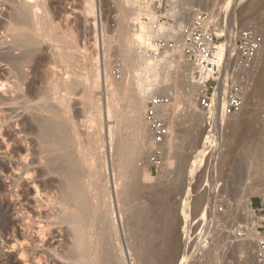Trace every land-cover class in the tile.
I'll list each match as a JSON object with an SVG mask.
<instances>
[{
	"label": "bare ground",
	"instance_id": "obj_1",
	"mask_svg": "<svg viewBox=\"0 0 264 264\" xmlns=\"http://www.w3.org/2000/svg\"><path fill=\"white\" fill-rule=\"evenodd\" d=\"M123 1L124 4L134 7L132 9L131 21L133 26L131 27L130 41L125 42V37L122 33V40L124 41L122 50L125 52L124 62L131 76L128 83L123 82L121 85H118L111 81L110 77L106 75V93L104 92L102 96L101 93L98 92L100 83L96 80L93 81L91 72L90 74L80 75L75 71V68L80 64V61L76 58L77 55L75 51L77 49L75 46L77 34L76 26L74 27L75 23L73 25L70 19L71 17L68 14L70 12L67 13L60 9L61 7L58 6L59 2L57 0H54L55 3L53 0L51 1L54 4H47L48 1L46 2L44 0H3L1 3L3 7L0 11V33L2 32L3 36H1L3 38L0 37L2 41H0V63L6 64L7 67L9 66L8 69L10 73L8 72V75H12L11 79L13 78L15 82L10 84V79L7 83H5L6 80L0 83V88L2 89L0 94L4 95V99L1 97L0 103L3 104H1L0 107L4 105L5 102L7 103V101H10V106L14 111L15 108H19V106L21 110L18 109V113L17 110L13 112L12 114H15V117L11 115V119L10 117H6L7 121L6 123L3 122L5 124L0 127V132H2L3 127L6 131H11L13 127L16 126V129L12 130L16 135V140L14 139L15 144H26L27 150L28 148L35 150L34 154H32L31 163L27 162L28 159L22 161L26 164L23 168L21 167L20 170L24 171L26 175H30V168L37 165L42 168L44 173L41 175L40 172V177L48 178L52 176L57 178L56 181H49V179H46V182L43 184L44 193H40L36 190L38 198L35 199V205L32 208L35 213L26 208L25 225L23 226H25L28 231H33L38 235V241L36 242H28L27 240V246H30L33 250L31 252L26 250L23 252L24 257L27 260L29 259V261H26V264H31L33 261L36 264H126L123 254L124 247H122L121 242L119 221L116 215L117 211L113 204V194L115 192V196L117 195L116 199H118L120 213L123 208L124 210L122 212H129L131 210L130 204L126 207H130L128 208L130 210H125L126 208L125 206L123 207L122 200L125 198L127 199L129 196L134 197L138 195V188L142 186L141 181L143 176L141 177V174H139L140 167L138 163L140 160L138 157L141 151L144 150L149 163L151 151L156 148L145 120L147 105L155 98H159L162 95H170L172 88V86L168 85L164 87L161 86L163 84H168L169 80L168 77L163 80L161 79V70L165 66V59L160 58L159 55L156 56L153 54V52L157 50L155 43L152 41L154 37L162 35L168 37V39L175 43L174 49H167L166 57L174 52L179 55V64L184 62L183 65H180L182 66L180 69L185 68L184 72H188V78H186L189 79V84H193L191 85L193 86V90L186 95V100L188 104L192 106L191 108H193V111L195 110V112H197L198 110L200 115L201 113L202 115L206 113L198 104V92L200 87L195 81V69L193 65L184 58L181 49L182 28L194 19L198 11H193L190 16L181 12L179 9L180 0H167L165 14H159L156 10L152 9V3L158 1L159 4L162 5L163 0ZM263 1L228 0V14L231 13L229 21L230 27L232 29L235 28L237 25L234 24L236 18L239 20L238 18L242 17L243 22L246 23L247 20L244 21L246 13L253 11L260 3H263ZM85 4L87 6V9L85 8V13L91 15L94 11V2H92V0H85ZM161 16L168 17L171 23L167 26L164 22H160V25L158 24L159 27L156 28L155 24L158 23ZM60 19H64V24L61 23L62 20ZM187 19H189L190 22H187ZM248 20L250 21V19ZM240 24H242V22ZM246 25L243 24L245 27ZM243 30H241V32ZM218 31H221V29H218ZM235 32V30L230 29L225 34L223 32L219 34L220 36H224L226 41L222 43V47H225L226 50V58L218 87L213 96L212 107L209 111L214 108L215 104L221 105L223 102L226 104L225 98L227 99L232 87L229 88L227 94L228 77L226 71L228 70L229 64L230 66L232 64V67L233 65L235 66L236 62H234V60L236 61L238 57L236 43L241 32ZM44 45H47L51 51L49 53L51 57L49 56L50 58L48 59L47 57L41 58L42 55H45L43 50L45 48H42ZM263 49L264 45L262 50ZM262 50L258 56L263 54ZM14 52H19V55L16 53L17 56H15ZM39 54L40 58L36 59ZM171 58L173 59V57ZM183 58L185 60H183ZM256 60L253 63L255 65H253L254 67H258L256 65H258L259 62L257 63ZM181 61L183 62L181 63ZM174 62L175 60L171 61V63ZM32 63H36L38 69H41L42 80L44 81V86H46L44 89L43 86H40V88H33L32 84L27 88V91L24 89L25 82L29 79V75H31L29 74V69ZM189 64L192 66V69H190L191 66ZM94 72V75H96V69ZM8 95L9 98H6ZM80 95L82 96L80 98V104L84 106L83 111L92 114V117L90 115L92 118L91 124L95 122L96 125H98L97 122H99L98 126L94 124L96 130L93 128L94 126L90 124L93 126L92 129L97 132L95 133L93 132L94 130H88L92 131V133L89 132V134H87L85 145L89 146L91 149L89 151L95 154L100 160H103V167L105 168V177H103V180L102 174H100L101 172L94 170L92 164V160L94 161V159H90L87 156L86 150L82 147V141L78 138L80 135L77 130L78 114L75 111V99L78 96L80 97ZM121 96H126L127 100H129L130 106L128 104L129 110L127 109V112L120 107L119 100ZM16 103H18L19 106L16 105ZM251 103L252 102H250L249 105H251ZM172 108L173 104L170 101L168 104H163L158 108L160 117L168 121V136L164 139L162 144L157 146L164 152L163 165H166L165 168L162 165L158 170L159 177L157 178L161 179L164 178V176H160L163 168L165 172L171 173V160L177 155L176 151L178 150H176V148L179 149L180 147L177 141L181 139L182 146H184V142L187 141L185 146L188 150L194 143V138L197 136L195 132L198 127L196 126L197 128H195L194 125H192L193 127H187L185 130L183 129L184 131L182 130L181 133L184 134L179 135V132H177L173 126L174 116L172 114L173 112H171ZM224 108L221 112V118L223 120L228 119L231 125L235 127L236 125L238 127L239 123L242 124H239L242 128L245 124L249 125L245 122V115L248 109L247 98L243 111L238 115L228 117L224 113ZM191 114L192 113H190V116ZM190 116L188 115V119L186 118L187 123L191 122L190 119L193 118ZM14 119H16V121H14ZM126 121L130 122V128L133 129L134 134L133 145L129 148L123 144V132L121 131V128L122 130L124 129L123 126H125L124 124H126ZM247 127L248 126H246V128ZM0 135L3 134L0 133ZM3 136L5 137L6 135ZM201 144L202 146L205 145L202 141ZM108 150H111L112 158H116L115 160L119 169L124 171L125 169L132 170L131 186L126 185L123 181V172H119V175H114V183L112 187L110 186L111 179L108 174L109 170L106 166ZM252 157L255 159H252V162L248 163L247 161ZM183 168L181 167L179 169L180 176L183 174L182 171H185V168ZM173 169L176 168H172V170ZM178 173L179 172H177V174ZM229 175V180L227 179L228 184H234L236 188L238 187L237 189H240L239 193L241 194L240 196H242L241 198L245 200L244 202L242 200L245 214L236 210L231 216L233 218L232 222L234 221V223H236L246 219V236L247 239L253 243L254 247L252 248H254V251L256 250L255 257L258 261L256 264H264L259 258V253H262L260 243L264 240V236L260 235L256 230L262 218L258 217L251 207V197L253 194L256 193L264 196V141H258L256 139L249 141L245 145L239 159H237L236 166L233 168L231 176ZM180 176H178L180 179H184ZM222 176L221 174V177ZM180 179L179 181H181ZM121 181H123L122 185L120 183ZM182 182L179 186L182 185ZM228 184L225 185L228 186ZM162 185V182H158V185L154 186L156 187V192L153 201V215L148 214L145 208L141 209L142 207L140 208L141 205L139 206L138 203L136 204L139 208L136 209L135 207L133 211H130L131 214H128L131 215L129 223H124L123 219L125 217L127 218V216L122 217L121 215L124 233L129 234L126 236H130L128 241H131L130 246L132 245L133 248H136V258L138 257L137 259L141 264H177L179 260L182 262V260L185 259L187 248L184 244H181L184 239H180V243L177 239V242H175L171 235L174 234L172 230L175 223L178 222L176 219L179 220V217L176 218V214L178 213L179 215L181 213L183 217L185 216L184 228L186 227L185 229L188 230L187 226L190 225L188 223L191 217L190 204L193 201L189 202L191 200L190 196V198L181 196L186 200L184 204H182V207H177L175 209L173 198H169L173 197V195H170V190L158 188ZM198 186L200 185L198 184ZM243 187L245 188L241 189ZM236 188L234 189L237 192L238 190ZM180 189L179 191H181ZM200 190L201 189H199V191ZM179 191L174 193L175 196ZM195 193L194 195L196 196ZM122 194H126L124 199L121 197ZM198 198L199 197L196 199L195 197L196 200H198ZM134 200L137 201V198ZM134 200L132 201L133 203L135 202ZM124 203V205L127 204L126 202ZM133 203L131 205H133ZM174 203L176 204L175 201ZM134 206L135 205L132 207ZM191 207V210L195 212L200 205L196 209H193V206ZM201 207L203 208V206ZM199 211H196L197 214ZM126 221H128V219ZM181 221L179 220V222ZM178 224L177 231L179 230ZM9 225L11 226L12 223L8 225L4 224L5 227L1 228L7 231L9 230ZM177 234L179 233L177 232ZM233 234L238 236L235 232ZM195 235L192 236L194 237ZM177 238L179 239V237Z\"/></svg>",
	"mask_w": 264,
	"mask_h": 264
},
{
	"label": "rangeland",
	"instance_id": "obj_2",
	"mask_svg": "<svg viewBox=\"0 0 264 264\" xmlns=\"http://www.w3.org/2000/svg\"><path fill=\"white\" fill-rule=\"evenodd\" d=\"M44 1L46 2L48 1L47 4L55 3L54 0H53L54 3L51 2L52 0H44ZM57 1L59 2L58 6L61 7L60 9L64 10L67 13L70 12L68 13L71 17L70 19L73 25L75 23L74 27L76 26L77 34H76V45L75 46L77 49L75 51L77 55L76 58H78V60L80 61V64H78V66L75 68L76 73L81 75V74H90L91 72L93 81L96 80L98 83H100V85L98 84L100 86V89L98 88V92L101 93V96L104 94V92L106 93V80H105L106 75H108L110 77V80L113 81L115 84L121 85L123 82L128 83L131 74L130 72L127 71L126 65L124 62L125 52L122 50V44L124 42L122 40V33L124 34L125 42L130 41L131 30H132L131 27L133 26V23L131 21L132 9L134 7H132L131 5L124 4L123 0H92V2H94L93 4L94 11L90 15V14L85 13L87 9L85 0H57ZM227 1L228 0H220L218 3L212 4L211 2H207V0H205V2H203L202 0H180L179 9L181 10V12L189 16L190 14H192L193 11H199V10H205V9L211 10L217 17L218 24H219L217 26V30L221 29V31H217L219 34L220 32L221 33L223 32L225 34L230 29L235 30L236 31L235 33H239L244 28L254 27V28H257V30L263 33L264 35V1L263 0H258L260 2L263 1V3L259 4L263 7L258 5L257 7L259 8L256 7L257 9L255 8L250 13H246V16L244 14L245 17L242 15L244 17V21L247 20L246 23L243 22L242 17L238 18L239 20H237L236 18V21L234 24L235 25L237 24V25L233 29L229 25L231 13L228 14L229 8L227 7L228 5ZM2 2L3 0L2 1L0 0V11L2 10V7H3L1 6L3 5L1 4ZM166 3L167 1L164 3L163 9L160 10L162 5L159 4L158 1H156L152 3V9L156 10L159 14H165L166 9H167ZM165 18L167 19V21H165L164 23L168 26L171 23V21L169 20L168 17L165 16ZM248 19H250V21ZM60 20H62L61 23L64 24L63 23L64 19H60ZM188 20L189 19H187L186 21L190 22V20L189 21ZM241 22L242 24H240ZM243 24L245 25L247 24L246 27L243 26ZM78 30H80L81 33ZM1 35L3 36L2 32L0 33V37H2ZM224 42H226L225 39L222 40V43ZM42 48H45L43 50L46 56L42 55L41 58H46V57L47 59L50 58L51 56L49 53L51 51L49 47L47 45H44ZM14 53L13 54L15 56H17L16 53H18L19 55V52H14ZM166 53L167 51L162 53L160 56V58L165 59V66L161 70V79L163 80L168 77L169 82L168 84H163L161 86L164 87L168 85V86H172V88H171L170 95L167 94V95H162V96L160 95V96L169 98V101L173 104V108L171 109V112H173L172 114L174 116L173 126L175 130L179 132V135L184 134V133H181L183 129L185 130L187 127L189 126L191 127L192 125H194L195 128L198 127L195 132L197 136L194 138V143L188 150L185 146L187 144V141L184 142V146H182L181 144L182 142L181 139L177 141L180 147L179 149L176 148V150H178L179 152L175 150L177 152V155L171 160L172 162V164L170 165L171 173L165 172L164 168L166 165L165 166L163 165L164 168L160 173V176H164V178L162 179L157 178L159 177V174H158L159 172L154 167L151 166V159L148 163L147 157L145 155V151L142 150L138 157V159L140 160V162L138 163L139 164L138 166L140 167L139 174H141V177L143 176L142 181H141L142 186L138 188V191H137L138 195L134 197L129 196L126 199L125 198L126 194H122L123 196L121 195L122 199L125 198L124 200L121 199L123 207L125 206L126 208L130 204L129 206L131 208L130 207L128 208H130L131 210L128 208H126L125 210L133 211L135 207L137 209L139 208L138 205L139 206L141 205L140 206V208L142 207L141 209L145 208L148 214L153 215V212H152L153 201L155 199V192H156V187L154 186H157L158 182L163 183V185L158 188H164V189L166 188V190H170V195H173V197H169V198H173V205L175 209L177 207L183 206L182 204H184V201L186 200L184 198H187L190 196L191 200L189 199L190 200L189 202L191 201L194 202L197 199V197H199L198 200L195 201L196 203L191 202L192 205L190 204V211H191L190 214H191V217L192 216L193 217L192 219L190 217L191 220L189 219L188 224L190 225L187 226L188 230L185 229L186 227L184 228V225H185L184 217L185 216L183 217L181 213H180L181 217L179 213L176 214V218L179 217V220L180 221L182 220L183 223L182 221L179 222V220L176 219L180 225L178 224V222L175 223L176 227L174 226L172 230V233L174 234H172L171 236L173 240H175V242L179 240V243L181 242L180 239L182 240L184 239L181 242V244H184V246L187 248L186 255L184 257L185 259H183L184 261L182 260L181 262L179 260L177 264H256L258 261L255 257L256 250L254 251V248H252L254 247L253 243L247 239V236L245 235L240 236L241 234L240 231L246 230V223H247L246 219H243V220H240L239 222L234 223V221L232 222L233 218L231 217L232 214L236 210H238V212L242 214H245L244 208H243L244 207L243 202L245 200L241 198L242 196H240L241 195L239 193L240 189H237L238 187L236 188L234 184L232 185L228 184L227 179H228L229 174H230L229 176H231L232 170L236 166L237 159H239L240 155L242 154L243 149L245 148V145L253 139H256L258 141H264V131H263V128H264V49L262 50L263 54H261L260 56H257L258 58H256L257 60H259V61L256 60L257 63L259 62L258 65H256L258 67H254L255 65L253 64L254 66L252 65L249 70H246L245 72L240 73V72H236L234 65L232 67V64L231 66L229 64L228 70L226 71V74L228 77L226 93L228 94L229 88L233 86L235 83H238V84L241 83L244 89V93H245V100L247 98L248 109L245 115L246 117L245 122L248 123L249 125L245 124L243 126V128L245 127L244 129L242 128V126H240L242 125L240 123H239L240 125L238 124V127L237 125L235 127L231 125V122L228 119L223 120L221 118V112L223 111L225 102H223V104L221 105L215 104L214 108L211 111L203 113V115L201 113L202 116L200 115L198 110L197 112H195V110L193 111V108H191L192 106H190L186 100L187 99L186 95L190 91L193 90V86H191L193 84H189L188 82L189 79H187L188 72L187 73L184 72L185 68L180 69V67H182L180 65H183L184 62L181 61V63L182 62L183 63L179 64L180 62L179 55L177 53L174 52L173 54H170L167 57H166L167 55ZM171 57H173V59ZM38 58H40V54L38 55L36 59ZM172 60H175V62L171 63ZM183 60L185 59L183 58ZM234 62L236 61L234 60ZM8 68L9 66L7 67L6 64L0 63V80H1L0 83L4 82L5 80H6L5 83H7L11 79L12 75H8L10 73V70ZM30 69H29L30 71L29 74L31 75H29V79H27V81L25 82L26 86L24 85L25 87L24 89H26L27 91V88H29L31 84L33 88H40V86H43V89H44L46 86H44L45 84H44V81L42 80L41 69H38V65H36V63H32ZM95 69L97 73L96 75H94ZM190 69H192V66L190 67ZM96 76L99 81L97 80ZM11 81H10V84L15 82L13 78L11 79ZM1 91L2 89L0 88V92ZM3 96L4 95L0 94V102L2 98L4 99ZM81 97L82 96L80 95V97L79 96L77 97L78 99L77 98L75 99L76 100L75 101V111L78 114L77 130L80 135V137L78 138L82 141V147L84 150H86L87 156L90 159H94V161L92 160L94 170L101 172L100 174H102V180H103V177H105V174H104L105 168L103 167V160L102 159L100 160L95 154L89 151L91 149L89 148V146L85 145L86 144L85 141L87 139L86 137L88 136L87 134H89V132L92 133V131H88V130H94V129L96 130V127L94 126V124L96 125V123L94 122L93 124H91L92 114H90V112L86 113V111L85 112L83 111L84 106L80 104ZM6 98H9V95ZM6 98L5 100L7 101ZM250 102H252L251 105H249ZM5 103L4 105L0 107V110H1L0 127L6 123L7 121L6 117L9 118L11 115H13L12 117H15L14 116L15 114H12V113L16 112V110L18 113L19 111L18 109H20V106L18 103H16V105H18L19 108L16 107L17 109L15 108V111L10 106L11 105L10 101H7L6 103L7 105ZM119 103H120V107L125 112L129 110L128 108L130 104L126 96H121ZM1 104L3 103H0V105ZM181 112L183 114V117H182ZM190 113L192 114L194 113L193 115L191 114V116L194 119L190 116ZM188 115L193 120L190 119L191 122L187 123L186 121L188 119L187 118ZM12 117H10V119ZM14 121H16V119H14ZM165 121H166V124H168V121L166 119ZM97 123L99 125V122ZM90 124L93 125L94 127L91 126ZM124 125H125L123 126L124 129L122 130L121 128V131L123 132V133L121 132L123 134L122 135L123 144H125V146L129 148L130 146L133 145V142H134L133 129L130 128L131 125L129 121H126V124ZM239 126H240V129H239ZM246 126L248 127L246 128ZM15 127L16 126H14L12 130H15L16 129ZM92 127L94 129H92ZM12 130L6 131L5 128L3 127L2 132H0L3 135H6L5 137L3 135H0L1 136L0 137V208H1L0 209V264H26L27 263L26 261H29V259L27 260L24 257L23 252L25 250L29 252L33 250L30 246H27V240L28 242L38 241V235H36L35 232L33 231H30V230L28 231L25 228V226H23L25 225L24 219L26 217L25 216L26 211L28 209V210H31V212H34L33 211L34 209L32 208L35 205L34 204L35 199L38 198L36 190L40 193L41 192L44 193L43 184L44 182H46V179H49V181L51 180L56 181L57 178L55 177L56 178L55 179L52 176H49L48 178L40 177V172H41V175H43L44 173L42 171V168H40L37 165L30 168V171H29L30 175L28 174L26 175L24 171L20 170L21 167L23 168L26 164L22 162L25 159H28L27 162L31 163L32 154H34L35 150L34 149L31 150L29 148L27 150L26 144H22V143L15 144L14 139L16 135L14 134L15 132L13 133ZM95 130L93 132L96 133L97 131ZM201 141L205 145L202 146ZM108 151L109 152H107L106 166H107V169L109 170L108 174L111 179V180L109 179L110 186L112 187L114 183V180H113L114 175H117V174L119 175V172H123V181L125 182V184L128 186H131L132 170L125 169L124 171V170L119 169L118 164L116 163V160H115L116 158L115 159L114 157L112 158L111 150H108ZM181 153L185 155H182ZM111 158H112V161H111ZM252 159L253 157L250 158L249 161L247 162L248 163L252 162ZM181 165H183L185 168V171H182L183 173L182 176L184 177L180 176L181 174H180L179 169L181 167L183 168V166ZM172 168H176V169L172 170ZM176 171L179 173L177 174ZM221 174L223 175L222 177L225 181L222 179ZM178 176L184 179H180ZM178 178L181 181H179ZM123 181L120 182L121 185ZM181 182H182V185L179 186ZM198 184L200 186H198ZM225 184L226 185L228 184V186L231 185L229 186V188L230 189L232 188L233 191L232 189L230 190L228 186H226ZM233 186L234 188L238 190L237 191L238 194L236 190L233 188ZM178 187H180L181 189ZM245 187L241 189H244ZM179 189L181 191H179ZM199 189H201L203 192L201 190L200 192ZM178 191L179 193L178 194L176 193V196H175L174 193ZM194 193L196 194V196L194 195ZM231 193H233L235 196ZM181 196L184 198H182ZM194 196L196 197V199ZM263 197L264 196L263 195L261 196L260 194H256V193L253 194V196L251 197V207L255 208V206L258 205L259 200H261ZM116 198H117V195L115 196V192H114L113 204L117 211L116 215L119 221L120 234H121V239H122L121 241L122 247H124L123 254L125 256L124 257L125 262L126 264H137V263L141 264V262L139 263V260L137 259L138 257L136 258L137 256L136 248L135 247L133 248L132 245L130 246L131 241L130 240L128 241L130 236L129 237L126 236L129 234L124 233V227H123L124 225L121 219V215L122 217L127 216V218L126 217L125 218L126 220L128 219V221H126L125 218L123 220H124V223H127V222L129 223V221L131 220L130 219L131 215H128V214H131V212L124 211L125 213H127L125 214L124 212H122L124 210V208L122 207L123 210H121V213H122L121 214L120 207H118L119 206L118 201H117L118 199ZM132 198L133 200L137 198L138 202L134 200L135 201L134 202L135 204H134L132 202L133 201ZM203 200L205 201L206 204L204 203ZM174 201L176 202V204L174 203ZM199 201L201 202V204ZM124 202H126L127 204L124 205L125 204ZM130 202H132L133 205L135 206L132 207L133 205H131L132 203ZM136 203H138V205ZM199 205L200 207L197 210H195V212L191 210L192 209L191 206H193V209H196ZM201 206H203V208ZM196 211H199L201 213L198 212L197 214ZM118 212L120 215L118 214ZM256 215L262 218V220H264V214L257 212ZM10 223H12V225L11 226L9 225V230L4 231L3 230L4 228L3 229L1 228V227H5L4 224L8 225ZM260 223L261 221L259 222V224ZM177 224L179 226L178 231H177ZM183 228L185 229V231ZM173 231H175L176 233ZM177 232L179 234H177ZM234 232L235 234H238V236L234 235L233 234ZM191 233L192 235L197 234L198 236L195 235L193 237ZM259 233L260 235L264 236V230L259 231ZM182 236H184L185 238ZM177 237H179V239ZM126 239L128 242L126 241ZM233 248L234 249L236 248V249L234 250Z\"/></svg>",
	"mask_w": 264,
	"mask_h": 264
},
{
	"label": "built area",
	"instance_id": "obj_3",
	"mask_svg": "<svg viewBox=\"0 0 264 264\" xmlns=\"http://www.w3.org/2000/svg\"><path fill=\"white\" fill-rule=\"evenodd\" d=\"M167 0H163L162 7ZM205 2V0H202ZM220 0H207V2L218 3ZM167 6V3H166ZM167 19L161 16L155 27L158 28L160 22ZM159 24V25H158ZM218 20L215 14L209 10H199L194 19L186 24L181 31V49L184 58L193 65L195 69V81L199 84L198 104L204 112H209L213 103V96L219 84L223 65L226 58L225 47H222L224 36H220L216 27ZM157 50L153 52L156 56H161L167 49H174L175 43L168 37L157 36L152 39ZM264 45V35L257 28H245L238 38L236 50L238 58L235 63L236 72L249 70L261 52ZM169 98L159 97L151 100L147 105L146 122L151 133L155 149L151 151V166L157 171L163 165L164 152L158 145L162 144L168 136L166 121L159 115L158 108L163 104H168ZM245 106V93L241 83H235L226 99L224 113L226 116L240 114ZM254 212L264 214V197L255 206ZM256 230H264V220L257 225ZM246 230L240 231V236H246ZM262 253L259 258L264 262V240L260 243Z\"/></svg>",
	"mask_w": 264,
	"mask_h": 264
}]
</instances>
